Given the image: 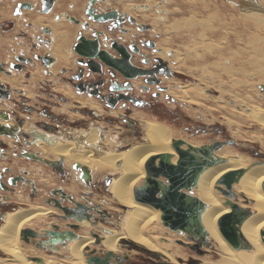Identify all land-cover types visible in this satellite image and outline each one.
Instances as JSON below:
<instances>
[{"label":"flooded vegetation","instance_id":"flooded-vegetation-1","mask_svg":"<svg viewBox=\"0 0 264 264\" xmlns=\"http://www.w3.org/2000/svg\"><path fill=\"white\" fill-rule=\"evenodd\" d=\"M2 1L4 0H0L1 3ZM8 1L15 4L13 16L3 19L0 15V36L17 44L9 49L12 53L11 60L0 62V74L17 73L22 77V83L12 86L0 79V134L13 140L9 143L0 139V226L7 213L29 206L27 203L20 204L15 198L18 195H29L28 199L52 207L57 212L50 214L52 222L45 230L25 227L21 232L22 241L44 253L69 257V252H61L62 248L74 240L84 238L82 222L88 220L93 222L92 225L103 224L109 227L105 229H120L114 212L105 207L107 203L103 204L96 199L99 193L108 195L110 185L120 175L111 172L94 175L87 165L67 164L64 159L46 158L36 148L37 143L44 141L46 145H53L58 140H84V130L87 132L92 126L95 128L98 125L104 128L101 140L109 136L111 140L116 137L120 142L125 135L128 136L120 142L123 146L125 141L128 143V146H124L125 149L130 146V139L135 142L146 141L142 124L145 120L138 115V110L143 111L147 118L150 116L163 120L168 116L177 119L176 110L184 104L169 93V85L162 84V75L172 77L176 72L168 60L159 56L162 52L157 47V40L142 36L154 29L152 24L138 22L133 13L113 4L118 0H87L78 13L73 12L75 5L70 1L65 10L57 8L61 0ZM27 12L51 15L54 24L67 22L77 27V36L72 46L75 59L71 67L54 68L58 63V57L55 53L52 54L54 28L52 25L33 22L29 17L31 14ZM101 17H106V21L100 20ZM151 51L157 54L152 56L148 53ZM104 52L109 54L114 67L103 62V57H106ZM38 67L41 72L35 75L34 71ZM61 85L70 88L79 97L100 103L103 111L82 105L81 101L61 91ZM3 121L6 123L3 124ZM188 124L190 125L185 127L188 134L202 132L216 135L219 131L218 126H200L193 122ZM16 159L32 164H21L19 167L13 164ZM35 163L43 167L50 178L56 180L55 185L41 187L38 177L43 171L41 168L36 171ZM74 181L77 184L75 192L65 186ZM116 204L120 206L118 202ZM107 206L114 209L110 204ZM63 215L69 218L63 219ZM75 217L83 221H78ZM105 229L95 228L90 230L89 235L96 240L101 237L102 240ZM48 231L68 232L74 239L51 245L49 240L52 236L47 235ZM125 246L126 244L123 245ZM152 254L153 252L136 253L138 260L133 263H169ZM134 255L107 251L96 248V245L84 248L87 264L91 258L104 261L108 256L109 264H132L131 257Z\"/></svg>","mask_w":264,"mask_h":264},{"label":"rangeland","instance_id":"rangeland-1","mask_svg":"<svg viewBox=\"0 0 264 264\" xmlns=\"http://www.w3.org/2000/svg\"><path fill=\"white\" fill-rule=\"evenodd\" d=\"M69 1L76 6L73 10L75 13L80 12L87 2V0H61L59 4H57V8L61 10L67 9V3ZM174 1H176V3H172L170 0L168 2L167 0H118L117 2L113 3L118 7H120V4L134 7L131 11L138 22L152 24V29H154L144 33L142 36L154 37L157 40V47L161 49L163 54L159 56L165 60H168L167 62H169L171 68H173V70L176 72L172 77L162 75V84L169 85L170 94H172L171 89H176L178 86H182L183 89L187 88V97L189 95L192 96V102H189V99H178L175 94H172V96L184 104V106H180L181 109L180 107L177 108V119H172L171 117L166 116L163 118V120L159 119L158 121L184 131L185 127L190 125L188 123L192 122L200 126H218L219 131L216 135L199 132L197 134L191 133L190 137L197 139V141L202 145H209L214 141H221L224 143L223 148L231 149L234 152L235 157L236 155H239V157L247 156L255 161H264V156L261 155V153H264V116H261L264 114V88H261L264 87V28L257 29L244 23L248 20L249 23L253 24L254 17H248L247 15H264V10L262 9V12L259 9L260 7L264 8V0H259V4H257L258 6L255 7L259 13H246L245 11L241 10L238 6V0ZM3 5L2 3L0 5V15H3L4 13L6 16H8H3L4 19H8L10 17L12 18L13 15L9 16V14H11L13 10H11L10 7H6L9 6V4ZM11 5L12 8H14V4L12 2ZM175 7L179 8V11L174 13L173 10ZM159 10L161 11L159 12ZM168 10L172 11V14L168 17L170 19L166 21L168 18L164 20L163 16ZM27 13L31 14L29 17L33 22H39L40 24L48 25H51L52 23L51 15L39 17V14L33 12ZM174 20H181L182 23H185L184 29L182 30L176 28V24H174L176 21ZM198 21L202 22V24H197L196 22ZM63 23L64 27L55 28L54 33L60 32L61 29L68 28L69 23ZM156 25L157 27H155ZM156 28H160V31L163 34H161L159 31H156ZM56 41L60 42L59 39H56ZM161 41H165V43L160 45ZM204 43L211 45L205 50H202ZM16 44L17 43L11 41V39L9 40L7 37L0 36V62H8L11 60L12 53H10L9 49H11V47L15 46ZM184 44H191L194 46L193 49L197 48L196 50L194 49L192 51L193 54H195L197 51L198 53L196 54H198L200 57H190L185 55L182 51ZM17 49H19V47ZM176 52L180 53L178 61L173 56L174 54H177ZM148 53H150L152 56L157 54L154 53V51ZM183 57H185L184 60ZM74 59L75 57L72 59V62L70 63L69 61L68 64L58 62L55 68L57 67L58 69L60 66L71 67ZM34 74L39 75V70L38 74L35 71ZM0 79L5 83H10L12 86H19L22 83V77L17 73H13L12 75H6V73H2L0 74ZM137 83L139 84V81ZM192 86L196 87V92L189 89ZM68 91V93L73 92L71 89H68ZM256 108L261 109L255 114V116H258V119L250 114V110H255ZM99 111H103V106L101 104ZM137 113L139 116L143 117L144 120L148 121V118L146 115H144L143 111L138 110ZM148 117L152 118L150 116ZM152 119L155 120V118ZM187 120L188 123L186 122ZM200 126L198 128H200ZM194 129L195 128H193V131H195ZM184 133L187 132L185 131ZM126 137L128 136L125 135V137H123L120 142L124 141ZM140 142L142 143V141ZM124 146H126V144ZM36 148L41 152L40 145ZM255 152L259 153L256 155ZM23 162V159H16L13 164L19 165V167L21 164L29 166L32 164ZM34 167H36V164H34ZM44 172V174L47 175V178L49 179H47V182H44L42 181L44 179L41 180V177H38L41 187L46 188L48 186L50 187L55 185L56 180L50 178L45 169ZM162 180L167 181L164 177H162ZM65 186L71 191L69 187L70 185ZM233 191L237 197L235 199L228 197L233 202V204H237L242 208H251V210L255 212L250 199H248L242 193H238V191L235 189H233ZM220 194L224 196L221 191ZM106 198H108L107 195L100 193L96 196V199L103 202V204L107 203V205L110 204L114 206V209H111L109 206L105 205L106 208L114 212L115 219L120 225L124 218V212L122 210L125 208L116 204L117 202L110 200L111 198ZM15 200L18 201L17 197ZM30 205L34 208H37L38 206H44V204H39L36 201H31ZM50 208L54 209L52 207ZM54 210L57 211L56 209ZM45 220L46 221L42 220L41 222L26 224L32 225L36 229L42 230L50 226L47 223L51 221L50 218ZM163 229L166 231L169 228L163 227ZM156 235L158 237H167L166 234L160 235L158 232ZM186 237L187 235L182 233V236H179V238L172 236L168 237L173 241L166 240V243L169 245V247L176 249L178 254L176 255L179 259V263L178 261H176V263L169 261V263L205 264L217 262L222 259V252L220 248L215 242H213L211 238H209V236L207 237V242L210 246L208 247L202 245L199 248L196 247L194 242L189 241ZM177 240L187 242L191 246L181 245L177 243ZM122 244H126V246L123 247V245H121L118 252H123L131 256L135 254L133 257H131L132 264H134L133 261L138 260L136 259V253L139 254L141 251L134 248L133 245L135 244L132 242L125 241L124 243L122 242ZM129 244H131L133 248H127V245ZM251 247L252 249L239 251L252 253L254 248L252 245ZM26 248L31 255L30 260L35 255H38L41 258H45L46 255H51L56 256L55 260L61 262L62 264H72L71 260L69 259V254V257L66 255L62 257L57 256L54 253L52 254L45 252V254L39 249H35V247L27 246ZM149 253H152V251H149ZM154 257H156V255H154ZM3 258L8 257L7 255L5 257L0 255V264H2ZM160 259H163L165 262L168 261L162 256H160ZM7 263L9 264L8 261L4 264ZM250 264L255 263L251 262Z\"/></svg>","mask_w":264,"mask_h":264},{"label":"bare ground","instance_id":"bare-ground-1","mask_svg":"<svg viewBox=\"0 0 264 264\" xmlns=\"http://www.w3.org/2000/svg\"><path fill=\"white\" fill-rule=\"evenodd\" d=\"M168 1L169 0H167V2ZM170 1L172 3H176V1L174 0ZM255 3L259 4V0H244L243 2H241V4H239V8L246 13H259L255 8L258 5H252ZM120 7L123 10L131 13V10L134 8L130 5L125 4H120ZM259 9L260 11H262V9L264 10L263 7H260ZM160 11L161 10H159V12ZM173 11L175 13L179 11V8L175 7ZM171 12L172 11L168 10L163 16V19L166 20L169 15L172 14ZM9 16H12V13L9 14ZM42 16L44 15H40L39 17ZM247 16L254 17L253 24L249 23L248 20V23H244L251 25L257 29L264 28V15ZM169 19L170 18H168L166 21H168ZM174 21H176L174 23L176 24V28L182 30L184 29L185 23H182L181 20ZM196 23L202 24V22L200 21ZM51 25L54 29L64 27V23L54 24L52 22ZM155 27H157V25ZM156 31H159L161 34H163L160 31V28H156ZM53 36L55 37V43L53 42L54 45L52 48V54L55 53V55L58 57V62L68 64L70 61L71 63L72 59L75 57L73 55L74 53L72 51V46L77 36V27L68 24L67 29H63L60 32H53ZM56 39H59L60 42H57ZM164 43L165 41H161L160 45H163ZM205 43L204 46H202V50H205L211 45ZM107 45L109 46L108 43ZM193 47L194 46H192L191 44H184V48L182 49V51L185 55H188L190 57H200L198 54H196L198 53L197 51L195 54H193L192 50L195 49H193ZM176 53L177 54H174L173 56L178 61L180 53ZM184 59L185 57H183V60ZM38 70L40 74V67L35 69V72H37V74ZM68 89L70 88L63 87L62 85L60 86L61 91L71 95L74 99L81 101L80 103L82 105H89L91 107L99 109L100 103L96 102L93 99L79 97L75 94L74 91L72 93H68ZM189 89L194 92H196L197 90L195 86H192ZM186 90L187 88L183 89L182 86H178L176 89H171L172 94H175L178 99H189V102H192V96L189 95L187 97ZM259 110L261 109L256 108L255 110H250V114L258 119V116H255V114ZM261 116H264V114H262ZM2 123L4 124L6 122L3 121ZM142 124L145 129L143 132V136H145L146 141H142L141 143L140 141L135 142V140L132 139L130 140V146L128 148L126 147L125 149L122 143H120L116 137L111 140V138L108 136L107 138H105V140H101L100 136L104 128L103 126L98 125H96L97 127L95 126V128L94 126H92L91 129L87 132L86 130H84V140H70L68 142H66L65 140H58L56 144L53 145H46L44 141H39L37 143L38 147L39 145L41 146V155L46 158H50L53 160L64 159L67 164L79 163L80 166L87 165L92 170V173L94 175H105L109 172L120 175L115 180H113L112 184L110 185L109 194L107 195L108 198L117 201L122 207L125 208L122 210L124 212V218L122 220V223L120 224V229L114 230L110 228L111 233H103L101 242L96 245V239H94L93 236L89 235L90 230L98 227L101 229L109 227L103 224H94L92 226V223H90L88 220L84 222H82V220L81 222L84 238L80 240L77 239L68 243L66 247L62 248L61 251L63 253L69 252V259L71 260L72 264H87L85 262L84 256V248L87 245H96V248L100 247L107 251L118 252L120 250L122 242L124 243L125 241H129L134 244L137 243L145 247L150 252H158L164 259L168 260V262L173 261L176 263V261H178L179 263L176 249H172V247H169V245L166 243V240H172L168 238L169 236L179 238V236H182V234L180 235L179 232L169 229L165 231L163 227L166 226L163 224V221L161 219L162 212L149 204L137 202L134 196V190L136 186L139 187L143 186V184H147L146 164L149 161L155 159L158 163V156L160 154L167 153L170 155V163L177 165L180 157V154L178 153L179 148L187 149L188 144H191L194 147H202L204 145L198 142L197 139L190 137V134L187 135L188 133H184L183 130L166 125L163 122L158 121V119L153 120L148 118V121L145 120V123ZM110 135H112V133ZM0 139L9 143H12L13 141L12 138H10L9 136L7 137L4 134H0ZM179 140L185 142V144L178 146L177 142ZM125 144L126 146H128V143H126V141L124 142V145ZM212 154L214 158L219 159V163L206 168L200 174L197 186L193 187L191 191L184 190L189 196L196 197L197 199L199 198L200 201L206 204V209L202 214V223L208 233L209 238H211L213 242L218 245L222 252L221 260L205 264H250L251 262L255 264H264V161H255L247 156L239 157V155H236L235 157L234 152L231 149H224L223 147L219 150H214ZM40 168L43 173L39 177H41V180L44 179L42 181L47 182V179L49 178H47V175L44 174V168L36 164L35 170L37 171ZM240 169H244L245 172L241 176L240 180L233 185V189L238 191V193H242L248 199H250L255 210V212H253V214H251L244 221L241 227V232L244 238L254 248L252 253H245L246 251L241 252L233 248V246L229 243V241L225 238L220 230L222 224H224L225 221L224 216L232 211V207L227 203V197L220 194L217 182L228 172ZM76 186V181H74L69 187L71 191L75 192ZM28 196L18 195L17 197V202H19L20 204L27 203L29 205L28 207L20 208L14 212H9L7 213V215H5V217H3L4 222L0 226V250L2 251V253L6 254L8 258H3L2 264L7 261L9 262V264H62L61 262L55 260L56 256L51 255H46L45 258H42L44 260L43 262H34L32 259L30 260L31 255L29 254L26 247L31 245H26L22 241V230L25 229V227H31L32 229L33 226L26 223H37L41 222L42 220L46 221L45 219L49 218L51 213L57 211L45 206H38L37 208H34L30 205V202L33 200L28 199ZM58 221L61 224H64L62 221ZM47 223L50 225V222ZM157 232L160 235L166 234L167 237H158L156 235ZM185 235L187 234L185 233Z\"/></svg>","mask_w":264,"mask_h":264},{"label":"water","instance_id":"water-1","mask_svg":"<svg viewBox=\"0 0 264 264\" xmlns=\"http://www.w3.org/2000/svg\"><path fill=\"white\" fill-rule=\"evenodd\" d=\"M243 1L244 0H238V6ZM252 5L257 6L256 3ZM105 18L101 17L99 19L106 21L107 18ZM104 53L106 57H103V62L110 67H114V62L109 59V54L107 52ZM89 57L92 58L94 56ZM150 73L153 74L155 72L150 71ZM141 74L143 73L141 72ZM261 88L263 89L264 87ZM182 144H185V142L181 140L177 142V145L181 146ZM223 146L224 143L221 141H214L202 147H194L188 144L187 149H178L180 157L177 165L170 163L169 154H160L158 156V163L153 159L146 164V183L148 185L143 184V186H136L134 190V196L137 202L147 203L159 209L162 212L161 219L163 224L172 231H177L181 234L186 233L187 239L194 242L197 248L202 245L210 246L207 242L208 233L202 223V214L206 209V204L196 197L189 196L184 190L191 191L193 187L197 186L200 174L206 168L219 163V159L214 158L212 153L214 150H219ZM258 153L259 152H255L256 155ZM261 155L264 156V153H261ZM244 172V169L228 172L217 182L219 190L227 197V203L232 207V211L224 216L225 221L220 230L236 250L252 249L251 245L244 238L241 227L244 221L253 214V211L251 208H242L237 204H233L228 198L232 197L235 199L237 197L233 191V185L240 180ZM86 177L87 176H85V178ZM162 177L167 178V181L161 180ZM62 218L68 219L69 216H64ZM75 218L81 221V218ZM91 223L93 224V222ZM105 232L110 234L111 230L105 229ZM70 234L71 233L68 232H47V235L52 236L49 240L51 245L73 240L74 238H72ZM100 240L101 238H98L95 244H99ZM177 243L184 246L190 245L181 240H178ZM133 246L137 250L149 254V251L145 247L139 244L137 245V243ZM133 246H131V244L127 245L130 249L133 248ZM1 254L2 251L0 250V255ZM153 254L159 257L162 256L158 252H153ZM31 259L34 262L44 261L40 257H32ZM108 259L109 256L104 261L99 258H91L88 264H109ZM163 264L171 263L166 262Z\"/></svg>","mask_w":264,"mask_h":264},{"label":"crops","instance_id":"crops-1","mask_svg":"<svg viewBox=\"0 0 264 264\" xmlns=\"http://www.w3.org/2000/svg\"><path fill=\"white\" fill-rule=\"evenodd\" d=\"M1 3V2H0ZM2 4H4V5H7V4H9V6H6L7 8L8 7H10V9L11 10H13V8H12V5H11V1H8V0H4V1H2ZM14 4V3H13ZM3 5V6H4ZM15 5V4H14ZM6 12V11H5ZM2 17L4 16V17H8V16H6L4 13H3V15H1ZM4 17H3V19H4Z\"/></svg>","mask_w":264,"mask_h":264}]
</instances>
